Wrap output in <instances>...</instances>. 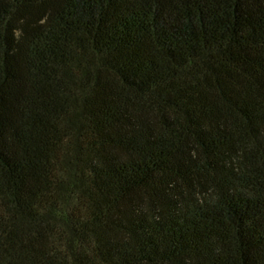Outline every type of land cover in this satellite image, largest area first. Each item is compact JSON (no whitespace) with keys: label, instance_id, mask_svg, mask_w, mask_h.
Here are the masks:
<instances>
[{"label":"trees","instance_id":"1","mask_svg":"<svg viewBox=\"0 0 264 264\" xmlns=\"http://www.w3.org/2000/svg\"><path fill=\"white\" fill-rule=\"evenodd\" d=\"M0 264H264V0H0Z\"/></svg>","mask_w":264,"mask_h":264}]
</instances>
